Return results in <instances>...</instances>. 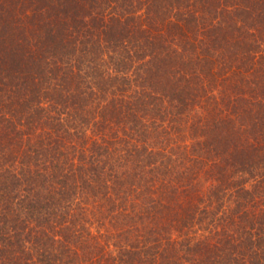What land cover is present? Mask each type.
<instances>
[{
  "label": "trees",
  "instance_id": "trees-1",
  "mask_svg": "<svg viewBox=\"0 0 264 264\" xmlns=\"http://www.w3.org/2000/svg\"><path fill=\"white\" fill-rule=\"evenodd\" d=\"M0 264H264V0H0Z\"/></svg>",
  "mask_w": 264,
  "mask_h": 264
}]
</instances>
